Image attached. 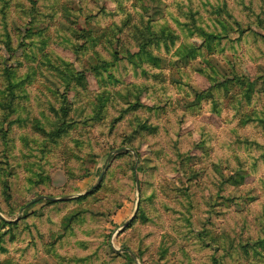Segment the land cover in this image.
Returning <instances> with one entry per match:
<instances>
[{
  "label": "rangeland",
  "instance_id": "obj_1",
  "mask_svg": "<svg viewBox=\"0 0 264 264\" xmlns=\"http://www.w3.org/2000/svg\"><path fill=\"white\" fill-rule=\"evenodd\" d=\"M0 264H264V0H0Z\"/></svg>",
  "mask_w": 264,
  "mask_h": 264
},
{
  "label": "water",
  "instance_id": "obj_2",
  "mask_svg": "<svg viewBox=\"0 0 264 264\" xmlns=\"http://www.w3.org/2000/svg\"><path fill=\"white\" fill-rule=\"evenodd\" d=\"M126 150H127L126 148H121V149L115 150L114 152L109 154V156L107 157V161L111 159L113 154H118V153H121V152H125ZM135 169H136V167H135ZM103 176H104V172H102L101 176L99 177L97 184L92 189H90L87 193L91 192L95 187H97L100 184ZM135 179H136V182H137V185H138V175L137 174H135ZM78 196H82V194H79ZM68 198H70V197L67 196V197H62V198H55V197H50V196H39V197L35 198L32 202H37V201L42 200V199H46V200H50V201L56 202V201H64V200H67ZM138 208H139V203L136 206V210H135V213H134L133 217L131 219H129L127 223H130L133 220V218L135 217V215L138 212Z\"/></svg>",
  "mask_w": 264,
  "mask_h": 264
}]
</instances>
